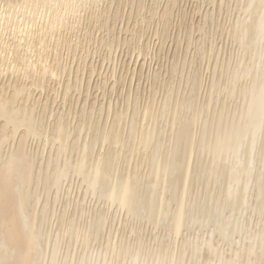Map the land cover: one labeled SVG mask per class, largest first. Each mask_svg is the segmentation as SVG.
<instances>
[{"label": "bare ground", "instance_id": "bare-ground-1", "mask_svg": "<svg viewBox=\"0 0 264 264\" xmlns=\"http://www.w3.org/2000/svg\"><path fill=\"white\" fill-rule=\"evenodd\" d=\"M149 1L0 0V264H264V0H202L200 19L178 0ZM101 2L117 7L97 12ZM127 3L133 32L113 35ZM89 7L88 22L106 34L103 67L119 45L146 56L152 25L163 45L181 16L175 35L195 50L166 68L184 89L156 72L160 101L140 106L126 91L121 108L89 100L93 92L80 99L85 70L89 95L99 63L83 67L88 48L62 28L84 26ZM211 24L231 43L213 65ZM78 47L85 62L72 75L60 51L74 57ZM111 71L98 90L118 89L129 74Z\"/></svg>", "mask_w": 264, "mask_h": 264}, {"label": "rangeland", "instance_id": "rangeland-1", "mask_svg": "<svg viewBox=\"0 0 264 264\" xmlns=\"http://www.w3.org/2000/svg\"><path fill=\"white\" fill-rule=\"evenodd\" d=\"M180 1V2H179ZM202 0H178V7H182L181 8V11L183 10L184 11V13H185V11H186V13H185V15L186 14H188L189 15V17H191V14L193 15L194 14V12H200L201 11V6L203 7L202 8V13H204V11L207 9V8H209V5L207 4V2H204L203 4H202V2H201ZM151 3V1H149V0H147V3ZM198 2H199V4H198ZM104 3H107V4H104ZM110 2H101V3H99V5L98 6H95V7H93V8H96L95 10L98 12V11H102V9L101 8H104V6L106 7V5L108 6H111V5H113V7L111 6V10L112 11H115V7H117V3H114V4H112V3H110ZM163 3H164V1H163ZM162 3V4H163ZM116 4V5H115ZM180 4V5H179ZM194 4H197V5H194ZM205 4V5H204ZM100 5H101V7H100ZM124 5V6H123ZM126 5L128 6L127 8H126ZM108 6V7H109ZM131 4L130 3H127V4H122L120 7H119V9L118 10H120V13H121V15L123 16V17H125V19L119 14V18H118V20L120 21V22H122V23H120V22H117L118 23V25H117V27H115L116 25H114V27L116 28H114L113 30L114 31H112L113 33V35H117L118 36V33H119V36H121V37H125V36H123V35H129V36H131V32H133L132 31V29H133V26H134V20L135 19H131L130 20V22L128 23V19H126V15L125 14H128V11L131 9ZM197 6H200V7H197ZM99 7V8H98ZM122 7V8H121ZM129 7H130V9H129ZM178 7H176V9H175V12L177 11V8ZM199 8V10L197 9V8ZM207 7V8H206ZM92 7H89V8H87L86 9V11H83V12H81V14H83V17H84V19H83V21H82V23H83V25L84 26H82V27H80L79 29H73V30H70V31H72V32H70L69 31V28H62V31L64 32L66 29L68 30H66V33L64 32V34L69 38V39H72V38H78L77 40L78 41H82L81 43H82V45H81V49L83 48V46H86L87 48H88V50H90L89 51V53L86 51V48H83L82 50H84V52H86V53H82L81 51V49L78 47V48H76L77 49V53L78 52H81L80 53V55H79V53L77 54L75 51V53H74V57H73V55H72V53H73V49H67V48H64L62 51H63V53H65V55L60 51V54H62V59H65V61H68V62H70V64L72 63V64H75V65H73L74 66V70H73V66H72V69H71V73H72V75H75L74 73L76 72L75 71V69H76V67H77V65H79V63L77 64V62H81V63H83V61L85 62V60H83L82 59V57L84 58L86 55H88V56H90V58L87 56V59H86V65H83V67H88L89 66V64L91 65V63L90 62H93V60H94V64L96 65V63H99V64H97V68L99 67H101L100 69L98 68V70L96 71L97 73H98V71L99 70H101V72L99 71V75L96 73V75H92V77H91V81L94 83V85H96L95 87H97V88H95L94 87V85H93V83L91 82V86L89 87L90 89H89V91H91V92H89V95H86V90L84 89V88H87V86H85V84L87 83L86 82V80L89 78V77H87L88 75H90V74H88L87 72H89V69H86L85 70V76H84V74H81V72L84 70H82L79 74H80V76L82 75V76H84V78L85 79H83V84H82V89L84 90H82V94L80 93L79 94V92H75V94H74V96H76V98H78V95L77 94H79V95H81L80 96V99L81 98H85V96H89L90 97V95H91V93L93 92V94L91 95V97L89 98V100H91V98L93 97V98H97L98 99V102L97 103H101L102 101L104 102L105 101V103H101V104H106V107L108 108V104H110L109 102H111L112 101V105H113V103L115 102V101H117V102H115L114 104L117 106L118 104H119V106H120V108L122 107V106H125L126 105V99H128L127 97L129 96V98H131V100L133 101V100H135V99H137L138 98V102H139V105L140 106H144V105H146V104H148L149 102H150V100H153V99H155V100H158V101H160L161 100V98H162V96H163V94L165 93V89L164 88H162V87H157V88H154L153 86H154V81H155V79H154V77H153V73H154V75H155V73L157 72L158 73V75L160 74L161 75V77H159L158 75V77H159V79L160 78H162V79H160L159 81L160 82H162L164 79V83H165V81L166 82H168L169 81V85H168V88H170V87H175V86H177V87H179V88H181V89H184L183 88V85H179L178 84V80L179 79H177V78H179V77H175V78H173V79H170L169 77H170V71H169V73H168V71H167V69L169 70V68H166V67H170V65H171V61L173 60V59H177L176 61H178L179 60V65H180V63L182 62L181 61V58L183 57V55H185V53L187 52V55H192L193 54V52H194V50H195V46H196V43L194 42L192 45H191V47L190 48H188V50L186 51V48H185V46H184V38L183 39H180V40H182V41H179L178 39V37L175 35L176 34V28H174L173 26L175 25V24H180V22H181V20H182V18H181V16L179 17H177V15L174 17L175 19L173 20V26H172V28L170 27V30H169V36L167 35L166 36V40H165V42L163 43V45H162V43H161V40H162V38L163 37H159V33L158 32H161V29L160 28H162V27H160V28H158V29H156V27H158L157 25H156V27H154V25H152L153 27H151V28H147V31H146V35H145V37H144V42H148L149 41V49H147V51H148V54L145 56V54L146 53H144L143 55L145 56V57H143V55L140 57V58H137L138 57V51H135V53L132 51L133 49H131V47H129V46H126V44L125 45H122V46H120L119 45V48L117 47V51L113 54V55H115L116 54V57H114V59H116V62L114 63V62H112V63H109V62H107V61H109V60H106V62L104 61V67L101 65L100 66V62H101V59L103 60V58H102V56L104 55V53L106 52V47L105 46H102V44H100L101 43V38H103L106 34H104L103 35V33H105V30H100L99 29V31H102V32H98L97 30L98 29H96L95 27H93V24H96V19H91L92 20V22L90 21V23H92L91 25H90V23L88 22L89 21V17H88V15H90V12L92 13L93 11L95 12V10L93 9H91ZM126 8V9H125ZM206 8V9H205ZM98 9V10H97ZM101 9V10H100ZM123 9V10H122ZM186 9V10H185ZM198 11H197V10ZM90 10H92V11H90ZM127 10V11H126ZM125 11V12H124ZM194 11V12H193ZM178 12V11H177ZM177 12H176V14H177ZM189 12V13H188ZM201 12L200 13H198V14H196L195 13V16L197 17V19H200V15L199 14H201ZM88 13V14H87ZM87 15V17L85 18V16ZM78 16V15H77ZM123 18H121V17ZM187 16V15H186ZM176 17L177 18H179V19H176ZM88 19V20H87ZM121 19V20H120ZM85 20H87V23H85L86 21ZM93 20L95 21V22H93ZM122 20H124V21H122ZM178 21V22H177ZM186 21V20H185ZM124 22V23H123ZM125 22H126V24H125ZM184 22V21H183ZM187 22V21H186ZM185 22V23H186ZM133 23V24H132ZM184 23V24H185ZM88 24V25H87ZM86 25L88 26V27H90L91 28V30H92V34H91V36H88V34H87V32L85 33L84 31H85V27H86ZM124 25H126V26H124ZM176 25V26H177ZM92 26V27H91ZM211 26V27H210ZM126 27H128L127 28V30L126 31H128V30H130V32L128 31V34H126L127 32L124 30V28H126ZM209 27L210 28H208L207 27V30L208 29H210V33H208L207 34V39H209V37H210V39H209V41H211V39L212 40H214V42H215V48L213 47V50H212V52H211V57H210V62H211V64L213 65L214 63H215V59L217 58L216 56H219L220 58L222 57H224L225 55H226V53L227 52H230V47H231V43L227 40V41H225V39L226 38H224L225 36V34L224 33H222L223 31H220L222 28L220 27L219 28V30L217 29V28H215V27H213V25L211 24V25H209ZM217 27V26H216ZM82 28V29H81ZM216 29V31H218V32H216L215 31V29ZM64 29V30H63ZM139 29V28H138ZM156 29V30H155ZM174 29V30H173ZM212 29H213V31H212ZM81 30V31H80ZM83 30V31H82ZM8 32L6 33V37H7V35H9V32H10V30H7ZM74 31V32H73ZM96 31V32H95ZM116 31V32H115ZM156 31H158L157 33H158V35H157V33H156ZM220 31V32H219ZM68 32H70V33H68ZM124 32H126V33H124ZM80 35H79V34ZM99 33H101V34H99ZM106 33H107V30H106ZM124 33V34H123ZM130 33V34H129ZM212 33L214 34V35H212ZM215 33H220V35L218 34H215ZM76 34V35H75ZM96 34H97V37L94 39L93 37L94 36H96ZM108 34H109V32H108ZM108 34H107V36L105 37V38H107L108 37ZM199 33L197 32V33H195V38H196V36H198L197 37V39H199V37H200V35H198ZM70 35V36H69ZM73 35V36H72ZM88 37H87V36ZM93 35V36H92ZM101 35H102V37H101ZM209 35V36H208ZM76 36V37H75ZM80 36V37H79ZM83 36H85L84 38H83ZM220 36V37H219ZM224 36V37H223ZM91 37H92V39L95 41H93V42H91L92 41V39H91ZM100 37V38H99ZM222 37V38H221ZM83 38L84 40H85V42L83 41V39L81 40V39ZM86 38V39H85ZM89 38H90V40H89ZM169 38V39H168ZM217 38H218V40H217ZM98 39V40H97ZM161 39V40H160ZM176 39H177V42H178V44L176 43ZM223 39V40H222ZM100 40V41H99ZM173 40V41H172ZM216 40V41H215ZM89 41H90V44H87V43H89ZM97 41V42H96ZM175 41V42H174ZM180 42V43H179ZM83 43L85 44V45H83ZM91 43H92V45H91ZM210 43V42H209ZM87 44V45H86ZM96 44V45H95ZM91 45V46H90ZM100 45V46H99ZM134 45H135V43H134ZM178 45V46H177ZM132 46H133V44H132ZM163 46V47H162ZM94 47H95V49H94ZM96 47L98 48V47H100V50H98V49H96ZM102 47V48H101ZM123 47V48H122ZM127 47V48H126ZM161 47V48H160ZM217 47V48H216ZM74 49H75V46L73 47ZM103 48H104V50H103ZM134 48V47H133ZM176 48H177V51H176ZM221 49V52H218V50H217V52L214 50V49ZM127 49H128V51H127ZM131 49V51L129 52V50ZM66 50V51H65ZM71 50H72V52H71ZM81 50V51H80ZM103 50V51H102ZM135 50V49H134ZM68 51H70L71 53H69ZM94 51V52H93ZM97 51V52H96ZM101 51V52H100ZM108 51V50H107ZM193 51V52H192ZM94 53V55H93V53ZM128 52H129V54L130 55H132V53H134L133 54V56H130V55H128ZM137 52V53H136ZM66 53H68V55L66 54ZM95 53H98V54H95ZM107 53V52H106ZM181 53V54H180ZM69 54H71V55H69ZM76 54V55H75ZM82 54V55H81ZM92 54V55H91ZM103 54V55H102ZM137 54V55H136ZM82 56V57H79V56ZM102 55V56H101ZM169 55V56H168ZM208 55H210V52H208L207 54H206V58H205V60L202 62V65L200 66V71L201 72H203V74H204V76H203V79H204V82H203V87H204V85H205V83L207 82L208 83V79H209V76H210V71H209V69H207L206 68V66H204V64H205V62H206V65H207V62H208ZM64 56H66V57H64ZM75 56H76V58H75ZM105 56V55H104ZM64 57V58H63ZM71 57H73L74 59H75V62H74V60L72 61L71 60ZM143 57V58H142ZM147 57V58H146ZM180 57V58H179ZM69 58V59H68ZM78 58H81V60L79 59V61H77L78 60ZM86 58V57H85ZM146 58V59H145ZM93 59V60H92ZM138 59V60H137ZM145 59V60H144ZM183 59V58H182ZM70 60V61H69ZM92 60V61H91ZM137 60V61H136ZM140 60H141V62H145V64H144V68H143V72H140V71H138L139 70V68H138V65H139V62H140ZM77 61V62H76ZM213 61V62H212ZM137 62V66L136 67H134L135 66V63ZM80 63V64H81ZM103 63V62H102ZM178 63V62H177ZM88 64V65H87ZM106 64V65H105ZM112 64H114V66L112 65ZM86 67V68H87ZM96 67V66H95ZM112 67H113V69H112ZM127 68L129 69V74H128V76H127V79L125 80V82L123 81H121V83L119 84V88L118 89H116V90H112V88H111V86H108V87H106L105 86V90H104V88L103 89H99L98 90V86L100 85V83L101 82H103V79H104V77L106 76V74H109V73H111L112 71L111 70H113V72L115 71L116 73H117V75H120L121 73L124 75H126V70H127ZM134 68H136V70H134ZM159 68V69H158ZM115 69V70H114ZM75 71V72H74ZM83 73V72H82ZM135 73V74H134ZM86 74H87V76H86ZM135 75V76H134ZM102 77V78H101ZM133 77V81L132 82H130L131 80V78ZM83 78V77H82ZM94 78V79H93ZM140 78V79H139ZM164 78V79H163ZM101 79V80H100ZM111 79V82H114V78H110ZM109 79V80H110ZM129 79V80H128ZM174 79L175 80H177V81H174ZM122 80H124V79H122ZM154 80V81H153ZM172 80L174 81V82H172ZM98 81V82H97ZM124 83V84H123ZM126 83V84H125ZM130 83H132V84H130ZM103 83H101V85H102ZM122 84L124 85V86H122ZM129 84H130V87L129 88H131V89H133V90H130V93L128 92L129 91V89H128V91H127V87L129 86ZM133 84H134V86H133ZM87 85V84H86ZM132 85V86H131ZM137 85H139L137 88H138V91H139V94L138 95H141L140 97H135V93H134V91L136 90L135 89V87L137 86ZM110 87V88H109ZM92 88H93V90H92ZM95 88V89H94ZM108 88V89H107ZM123 88V89H122ZM97 89V90H96ZM100 90H102V92L100 91ZM105 91V93H104V91ZM119 90V91H118ZM120 90H122L123 92H122V94H119L121 91ZM118 93H117V92ZM124 91H126L127 92V94H129L128 96H127V94H126V92H124ZM133 92V94H131L132 92ZM85 92V93H84ZM100 92V93H99ZM137 92V91H136ZM102 93H104L105 94V99H104V94H102ZM96 94V95H95ZM101 94H102V99L100 98L101 97ZM83 95H85V96H83ZM95 95V96H94ZM133 95V96H132ZM97 96V97H96ZM119 96V97H118ZM127 96V97H126ZM116 98H118V99H116ZM96 99V100H97ZM101 99V100H100ZM116 99V100H115ZM92 100H94V99H92ZM108 100H111V101H108ZM101 101V102H100ZM119 102V103H118ZM126 102V103H125ZM123 103H124V105H123ZM158 105H159V103H158ZM100 106V105H99ZM118 106V107H119Z\"/></svg>", "mask_w": 264, "mask_h": 264}]
</instances>
